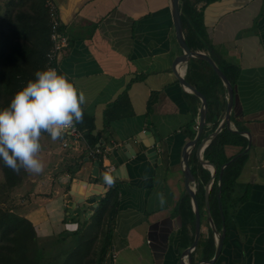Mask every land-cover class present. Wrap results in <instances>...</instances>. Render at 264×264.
<instances>
[{
	"label": "crops",
	"instance_id": "1",
	"mask_svg": "<svg viewBox=\"0 0 264 264\" xmlns=\"http://www.w3.org/2000/svg\"><path fill=\"white\" fill-rule=\"evenodd\" d=\"M58 4L61 30L69 38L59 55L58 71L67 73L87 97L84 120L78 124L86 143L72 142V148L66 149L64 136L53 141L42 133L44 170L39 175L27 174L16 188L14 208L45 238L71 231L68 227L79 220L92 219L107 192L116 187L118 209L103 264H181L195 237L187 212L181 209L186 194L192 203L184 185L183 154L195 137L190 132H198L201 99L180 82L178 74L188 80L190 70L206 95L209 85L195 73L202 67L194 58L173 67L182 47L170 0H58ZM199 9L215 55L239 71L233 86L231 125L251 134L250 140L241 133L251 145L237 179L239 190L250 186L249 198L231 216L222 253L214 264H264V0H207ZM207 125H211L208 120ZM88 132L97 137L95 144L89 143ZM202 136L190 156L197 197L203 179L200 166L212 178V167L200 162L197 154ZM154 141L157 163L145 146ZM95 147L101 152L91 154L90 148ZM226 151L232 154L237 147L227 145ZM109 163L116 167L111 186L95 176L103 175ZM75 182L82 194L86 182L103 184L101 193L93 195L99 205L95 212L90 214L88 201L74 206L70 190ZM205 186L198 198L205 207L203 212L200 207L203 225L195 260L211 258L216 248L215 243L210 249L216 233L210 225ZM158 192L166 198L163 206ZM192 210L195 213L193 203Z\"/></svg>",
	"mask_w": 264,
	"mask_h": 264
},
{
	"label": "trees",
	"instance_id": "2",
	"mask_svg": "<svg viewBox=\"0 0 264 264\" xmlns=\"http://www.w3.org/2000/svg\"><path fill=\"white\" fill-rule=\"evenodd\" d=\"M203 1L207 0H181L186 37L193 50L210 53L234 86L239 77L238 68L223 63L215 55L214 46L204 23V14L199 9ZM50 34L51 19L45 0L6 1L5 15L0 19V108L9 104L15 91L33 78L37 69L46 67L47 53L51 48ZM193 60L202 67L199 73L195 71L196 75L209 85L205 93L209 102L207 120L211 125L206 126L202 136L205 137L217 128L224 115L227 106V89L207 61L198 58ZM189 71L188 80L199 88L200 84L191 77ZM195 134L196 129L190 132L191 137ZM87 137L91 145L98 141L90 132L87 133ZM227 145L237 147V151L228 154ZM247 145L248 138L245 135L225 126L204 150L205 158L217 163V176L210 193V205L218 231L223 228V216L228 227L231 216L249 198L250 186L246 185L239 190L237 182L247 161L248 152L238 156L225 167L221 180L220 201L218 198L222 164L243 151ZM200 167L203 179L198 184V198L199 193L204 191L205 183L210 179V172ZM0 172L3 175L0 182V264H103L112 242L118 209L116 187L107 192L102 199L101 207L92 219L79 220L75 230L41 239L31 220L19 214L13 206H5L11 192L22 184L28 173L23 169L19 172L13 171L4 165L2 160H0ZM194 172L198 173L195 167ZM181 202V209L187 212L186 220L191 223L194 230L195 213L189 196L186 194ZM200 207L203 212L205 205L202 202ZM214 241L213 238L210 244L211 250L215 248ZM99 242L100 244H97ZM214 251L209 257L214 255Z\"/></svg>",
	"mask_w": 264,
	"mask_h": 264
},
{
	"label": "clouds",
	"instance_id": "3",
	"mask_svg": "<svg viewBox=\"0 0 264 264\" xmlns=\"http://www.w3.org/2000/svg\"><path fill=\"white\" fill-rule=\"evenodd\" d=\"M87 97L56 68L37 69L34 77L18 88L9 104L0 108V160L13 171L23 169L39 175L44 170L40 156L41 136L47 133L53 141L60 139L77 124L83 123ZM111 186V171L103 173ZM161 206L166 203L162 192L156 193Z\"/></svg>",
	"mask_w": 264,
	"mask_h": 264
},
{
	"label": "water",
	"instance_id": "4",
	"mask_svg": "<svg viewBox=\"0 0 264 264\" xmlns=\"http://www.w3.org/2000/svg\"><path fill=\"white\" fill-rule=\"evenodd\" d=\"M171 4V11L173 16V23L175 27V33L176 37L182 47V52L179 53L174 61H173V67L174 69H177L179 64H182L183 62H187L190 58H199L207 61L212 68L215 70V72L218 74V76L221 78L223 84L225 85L227 89V107L224 114L223 119L221 120L218 127L210 134H208L206 137L202 138L200 143L197 147V154L199 156L200 162H202L205 165H209L212 167V178L209 180V182L205 186V194H206V207L208 210V216L210 220V225L212 228V231L216 233V248L214 255L207 259H199L195 260V248L198 244L201 231H202V225H203V217L202 212L200 209V204L197 197V188H196V181L195 176L190 168V156L191 152L196 146L197 142L199 141L200 137L202 136L205 126L207 124V112H208V99L207 96L202 92L196 85L189 82L183 75L178 74V79L182 84H184L186 87H188L190 90L195 92L201 99V110H200V120L198 124V132L195 135V137L192 139V141L188 144V146L185 148L184 154H183V173H184V185L187 190V192L190 194V197L192 199L194 211H195V217H196V227H195V237L192 242V244L185 250L183 253V256L187 258V260H183L181 264H214L220 254L222 253V249L224 246V241L227 234V227L225 224V218L223 216L224 222H223V228L221 231H218L215 225V221L211 214V207L209 202V193L211 189V184L213 180L216 178V172H217V163L212 160L203 159L201 156L202 150L209 145V143L219 134V132L226 126L229 129L233 131H238L235 128L232 127V110L234 107V87L231 83V81L228 79L226 74L223 72V70L220 68L216 60L207 52L202 50H193L190 47V44L188 42V39L185 34L183 21H182V10H181V0H170ZM154 136L156 137V134L154 133L153 129L149 130ZM238 132L243 134H248L250 140H251V134L249 130H239ZM251 143L249 142L248 146L240 153L236 154L231 158L230 160L224 162L220 169V175H219V199H221V193H222V175L224 172L225 167L230 164L234 159H236L238 156L244 154L249 150ZM146 153L148 154L149 158L153 160L154 162L159 161L158 156V150L156 146V142L154 141L152 144H146ZM97 171L100 167V163L97 161ZM95 176L99 177V179L103 180V175L100 173H96ZM81 182V181H80ZM78 182H75V184L72 186L70 192L71 196L73 197V203L75 202V205L78 203V201H88L91 205V213L95 212L99 205L96 202V197H93V195L100 194L101 190L103 188V184L101 183H88L86 182V186L89 188L87 190V187L84 189V194L79 192L78 185L76 184ZM80 184V183H79ZM91 196V197H90ZM221 206V203H220ZM223 212V211H222Z\"/></svg>",
	"mask_w": 264,
	"mask_h": 264
},
{
	"label": "built area",
	"instance_id": "5",
	"mask_svg": "<svg viewBox=\"0 0 264 264\" xmlns=\"http://www.w3.org/2000/svg\"><path fill=\"white\" fill-rule=\"evenodd\" d=\"M49 8V15L51 18V48L47 53L46 66L54 67L58 70V59L61 51L69 45V38L61 30V18L59 11L58 0H45ZM62 145L64 148H72V142H84L86 143L85 132L77 124L73 129L66 132L64 135ZM90 153L94 154L95 152L100 153L101 148L95 147L90 148ZM116 167L114 164L109 163L104 166V172L111 171L113 175ZM114 177V176H113ZM115 182V179H114ZM78 224H74L72 227H68L69 230L77 229Z\"/></svg>",
	"mask_w": 264,
	"mask_h": 264
},
{
	"label": "rangeland",
	"instance_id": "6",
	"mask_svg": "<svg viewBox=\"0 0 264 264\" xmlns=\"http://www.w3.org/2000/svg\"><path fill=\"white\" fill-rule=\"evenodd\" d=\"M6 1L7 0H0V13L2 14L3 13V10H6ZM1 3H3V5L1 4ZM0 16H2V15H0ZM2 173L0 172V182L2 181ZM15 192H16V189H14L12 192H11V195H10V199H9V201L8 202H6V205L5 206H7L8 205V207L9 206H13V208H14V202H15V200H16V197H15ZM15 209V208H14ZM16 210V209H15ZM39 236V235H38ZM40 237V236H39ZM41 239H44V238H42V237H40ZM97 244H100V242L99 243H97Z\"/></svg>",
	"mask_w": 264,
	"mask_h": 264
}]
</instances>
